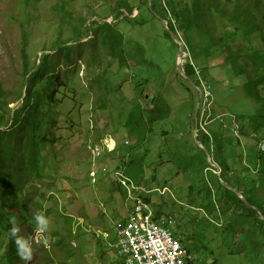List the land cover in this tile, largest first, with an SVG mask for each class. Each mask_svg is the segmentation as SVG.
Instances as JSON below:
<instances>
[{"label":"rangeland","instance_id":"374dc122","mask_svg":"<svg viewBox=\"0 0 264 264\" xmlns=\"http://www.w3.org/2000/svg\"><path fill=\"white\" fill-rule=\"evenodd\" d=\"M120 1L0 0V81L16 100L11 106L1 102L0 181L13 185L0 190V264H10L13 221L21 235L33 237L31 264H126L112 238L127 218L128 203L105 170L130 153L129 162L136 158L141 166L132 177L149 189L168 187L165 195L150 192L147 198L162 220L173 218L164 227L189 249L190 264H264V207L243 199L229 183L223 184L253 213L235 195L226 203L220 183H197L191 190L186 178L196 160L210 163L212 157L219 167L215 140L203 143L197 137L198 142L196 136L225 129L224 153L230 148L232 165L259 167L251 135L264 138L263 6L257 0H227L226 5V0H210L218 8L209 13L208 62L196 66L206 69L211 98L202 103L195 123L200 85L178 71L180 47L164 26L167 21L153 13L158 0H128L133 15L123 12L117 18ZM238 2L257 17L238 23L223 16L219 8L231 13ZM194 38L199 45L206 42L202 35ZM152 97H165L172 113L150 132L143 125L145 137L136 143L124 124L130 110L146 108ZM230 120L232 129L242 130L240 140L228 130ZM105 137L115 141L117 152L102 149L97 158L93 151L102 148ZM187 159V175H178ZM260 194L264 197V186ZM38 212L50 222L43 234L35 231ZM13 263L25 264L15 244Z\"/></svg>","mask_w":264,"mask_h":264},{"label":"trees","instance_id":"16d2710c","mask_svg":"<svg viewBox=\"0 0 264 264\" xmlns=\"http://www.w3.org/2000/svg\"><path fill=\"white\" fill-rule=\"evenodd\" d=\"M160 0L157 1V3ZM205 1V2H204ZM142 3L147 4V0H142ZM157 3L154 5L152 4L153 13L158 14L162 19L166 20L168 22L169 28L175 32L177 35H180V38L184 41L186 45V49L188 50L190 54V62L184 66L185 72L187 77L190 80H193L195 84L202 85L205 82V79L203 77L204 73L206 72V69H200L196 65H199V63L207 64L208 62V54L206 53L205 45L208 42V34L211 32L210 26L208 24L209 20V13L211 11L212 5L210 0H194L193 2H184L183 0H164V7L161 9L158 8ZM229 1H224V4H228ZM64 5H67V1H65ZM120 8L117 10L115 9V15L116 17L120 18L122 16H125L123 12H126L128 15L132 16L135 8L131 6L128 0H122L116 4ZM258 6H263L264 11V4L257 0ZM218 8V6H216ZM251 10L252 7L248 6ZM249 8H246L241 5L240 2L237 3L234 11L231 13L227 10L226 7L219 8L220 11L223 13V16L227 17L228 19H231V21H237L239 22H246L249 17L252 15L254 17H257L254 15L252 11L249 10ZM127 18V19H126ZM124 17L126 21H130L128 16ZM207 18V21H205ZM194 34H199L205 37L206 42L204 44H198L194 38ZM229 44L227 43L226 46ZM222 50H224L222 48ZM25 51V49H24ZM25 55L27 57V51H25ZM28 63V61H27ZM25 67H27V64H25ZM207 67V65H205ZM196 78L198 80L196 81ZM10 91L8 89H5L0 81V155L2 152V143H1V102L5 101L6 104H9L11 106L13 104V101L10 99ZM211 98V97H210ZM146 101V97H145ZM159 106V111H157V106ZM146 108L142 107L141 105L135 106L133 110L129 111L128 119L124 124V128L126 129V133L128 137L135 139L136 143L142 142L145 134L142 131V126H148V132L151 130V126L158 122V120H166L169 115L172 113V109H170V106L167 104V100L165 97L160 98H150L149 101L146 102ZM201 114V108L199 109V112L197 115L200 117ZM222 119L221 127L225 125V121ZM198 121V116H197ZM195 119V123H197ZM146 122V123H145ZM17 124V123H15ZM230 127L228 130L230 132H233L231 129L234 127V124L232 120L229 121ZM220 127V128H221ZM225 129V128H224ZM243 129V128H242ZM197 131H201V128L197 126ZM226 130V129H225ZM225 130H222V133L220 132H209L208 134H204L202 137L198 135L199 139H203V143L205 141H208L210 143V140H215L217 144V149L220 150L217 157H219V166L222 169V176H218L214 174L212 171L213 167L210 165V163L207 160L203 161H197L196 167L193 169V173L186 176L189 184L191 185V190L194 189V185L197 183H220L221 188L226 190V193L228 194L224 200L226 203L230 204L229 197L231 195H235L238 200L243 202V199L237 195L235 192H233L231 189L227 188L223 183H229L231 186L236 187L240 191H242L243 195L247 197V199L253 204V205H261L264 207V197L260 194L261 187L264 186V176L262 175H255L252 173V171L247 166H238V165H232V157L229 155V149L228 151L224 153L225 147H229V142L226 140L225 135L223 134ZM241 134L242 130L240 131ZM127 143V142H126ZM125 143V144H126ZM134 143V144H136ZM133 144V145H134ZM128 145V143H127ZM175 146V144H174ZM173 148V147H172ZM235 151H231L230 154L234 155ZM212 156L216 157L211 151ZM130 155L126 156L124 159L125 161V169L124 176L128 178L129 184L131 182L134 185H140L141 180H136L134 177H132V173L139 175L141 173V166L140 161H138L136 158L129 162ZM206 155V154H205ZM235 156V155H234ZM175 159V157H172ZM228 158V159H227ZM207 159V157L205 158ZM236 160L241 159L240 156H235ZM131 161V160H130ZM174 161V160H173ZM195 161V162H196ZM136 162L138 163V166L136 165ZM190 163L189 159L186 160V165L183 170H180L178 172V175H187L189 169H190ZM129 166H131V169L129 170ZM179 177V176H178ZM13 185V183H2L0 181V190H2L4 185ZM119 187L121 188V192L123 193L122 196L125 198L127 202V196H128V188L121 182L118 183ZM167 187V186H165ZM133 193H136V189L132 190ZM147 195L149 194H143L144 200L151 204V200L147 198ZM128 203V202H127ZM244 203V202H243ZM246 208L250 210L251 213H253V209L249 207L246 203H244ZM152 206V204H151ZM153 208V206H152ZM154 209V208H153ZM155 216L157 220H159V223L165 228L164 226H169L170 224L165 223V221L160 218L159 210L158 212L154 209ZM127 211V216H128ZM173 219L172 217H170ZM174 221V220H173ZM169 233L172 235V237L175 240H178L180 245L181 244V238L178 235H174L168 228ZM13 245V249L10 251V264L13 263V251H14V241L11 242ZM184 248L188 250V252L191 254L189 249L182 245ZM116 250V249H115ZM117 251V250H116ZM193 261V260H191ZM191 263V262H190ZM189 263V264H190Z\"/></svg>","mask_w":264,"mask_h":264},{"label":"built area","instance_id":"2783aa9c","mask_svg":"<svg viewBox=\"0 0 264 264\" xmlns=\"http://www.w3.org/2000/svg\"><path fill=\"white\" fill-rule=\"evenodd\" d=\"M189 53L184 54V62L188 63ZM210 100V91L204 85V104ZM204 109V108H203ZM236 137L240 139L238 126L233 130ZM251 138L256 142V150L260 156L259 167L252 168L255 175L264 176V138L257 134H252ZM102 143V148L96 146L93 151L97 158H101L102 149L108 151V154L115 153L116 143L112 138L105 137ZM100 143V144H101ZM127 144V143H126ZM124 159H119L110 172L112 178L117 182L123 183L128 188V216L124 220V224H119L115 227L112 238V246L125 259L126 264H189L192 260V254L186 248L180 245L178 240H175L169 231L159 223L155 216V211L151 204L144 200L143 194L150 192H158L165 195L168 187L162 189H149L143 184L134 185L124 176L125 169ZM96 168V167H94ZM215 173L222 175V169L216 168ZM92 180L95 183L97 173L93 171ZM136 189V193H133ZM163 221L172 225L173 219L166 217ZM110 236L109 233H106Z\"/></svg>","mask_w":264,"mask_h":264},{"label":"clouds","instance_id":"9594fccd","mask_svg":"<svg viewBox=\"0 0 264 264\" xmlns=\"http://www.w3.org/2000/svg\"><path fill=\"white\" fill-rule=\"evenodd\" d=\"M187 52H188V50H187ZM184 64H185V62H184ZM204 85L205 84H203V87H204ZM198 87H200V86H198ZM203 87H200V88H202L203 91H204V88ZM210 97H211V93H210ZM203 100H204V97H203ZM203 100H202L201 106H200L201 109H202V103L204 102ZM233 130L234 129H232V131ZM239 132H240V130H239ZM253 134H256V133H253ZM238 139L239 138H237V140ZM255 147H256V144H255ZM116 150H117V148H116ZM115 153H113V154H115ZM246 165L252 171V168L247 163H246ZM34 220L36 222V229H35V231H36L37 234H43V233H45V232L48 231V229H49V223L50 222H49L48 218L43 213H39V212L36 213L34 215ZM11 223H12L13 226L9 230V236H10V238H13L14 239V242H15L14 244H15L17 256L20 258V260L24 261L25 264H31V262L34 259V252H33V248H32L33 237L21 235L20 234V232H21L20 228L15 225V222L14 221L11 222ZM37 242H39V241H37ZM43 244L45 245V247H47L48 246V240L47 239H44L43 240Z\"/></svg>","mask_w":264,"mask_h":264},{"label":"water","instance_id":"95a60500","mask_svg":"<svg viewBox=\"0 0 264 264\" xmlns=\"http://www.w3.org/2000/svg\"><path fill=\"white\" fill-rule=\"evenodd\" d=\"M161 20L164 21L163 19H161ZM165 23H166V22H165ZM165 23L163 22L164 26H165V27L167 28V30H168V33L171 35V37L174 39V41H176V42L179 44V47H180L179 57H180V59H181V62H179V64H178V71H179V73H180L183 77L189 79V78L187 77L186 72H185V69H184V62H182V61H184L183 58H184V54H185V51H184V49H185V44L183 43V41H182V39L180 38L179 35H177L175 32H173L172 30H170V29L168 28V25H167L168 22H167L166 24H165ZM178 44H177V45H178ZM198 89H199V91H200V100H199V103H198V106H197V109H196V116H195L196 121H197V114H198V111H199V109H200V106H201V102H202V100H203V97H204V91H203V89L200 88V87H198ZM197 137H198V135L196 136V140L199 142V139H198ZM210 164L212 165V167H214V168H218V165L214 163L212 157L210 158ZM241 197H242L243 199L247 200V199L245 198V196L242 195V194H241Z\"/></svg>","mask_w":264,"mask_h":264}]
</instances>
